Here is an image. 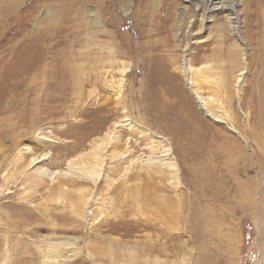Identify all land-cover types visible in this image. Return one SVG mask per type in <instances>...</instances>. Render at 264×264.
I'll return each instance as SVG.
<instances>
[{
  "label": "rangeland",
  "instance_id": "1",
  "mask_svg": "<svg viewBox=\"0 0 264 264\" xmlns=\"http://www.w3.org/2000/svg\"><path fill=\"white\" fill-rule=\"evenodd\" d=\"M239 1L235 35L182 0H0V264H264V0Z\"/></svg>",
  "mask_w": 264,
  "mask_h": 264
},
{
  "label": "bare ground",
  "instance_id": "2",
  "mask_svg": "<svg viewBox=\"0 0 264 264\" xmlns=\"http://www.w3.org/2000/svg\"><path fill=\"white\" fill-rule=\"evenodd\" d=\"M182 1L185 2V4H188V6L193 10L194 17L196 19H198L199 21L200 20H205L207 22H210L214 18H216L218 15L225 14L226 17L229 20L230 26H231L234 34L238 35L240 14L237 11L238 10L237 7L240 5L239 4L240 3L239 0H182ZM250 4H251V2L246 3V5H245L246 8H249ZM187 8L188 7H184V8H182V10H180V13H179V16H178V20H177V23H176L177 32H179L178 30L182 26L181 18H184L183 16H184L185 10ZM193 70L194 69L192 67L187 66L184 69V73L189 75L191 72H193ZM129 71H130L129 69H124L123 72H122V76L124 77ZM244 74H245L244 71H242L239 74L237 84L242 81V76ZM190 84H192V87H193L194 83L190 82ZM193 92H194V96H195V98L197 100V103H198L199 108L201 109V111H203L204 114L207 117L213 119L216 122H220L221 119H219V117L216 116L215 113L212 112L209 109L206 100H204L201 96H199L197 94L196 90H193ZM169 152H170L169 149L166 150L164 152L165 155L163 154V157L164 158L168 157L170 155ZM235 152H237V151H234V154H235ZM155 163H157V161L152 160V159L149 160V164H155ZM161 164L165 165L168 168L174 167V164L166 162V161L162 162ZM37 173L41 177H48V178L50 177L51 179H54L57 176V174H58L57 172H51V171H48V170L38 171ZM64 174L66 175V174H68V172L64 173ZM100 175H101L100 173L95 174V176H97V177H100Z\"/></svg>",
  "mask_w": 264,
  "mask_h": 264
}]
</instances>
